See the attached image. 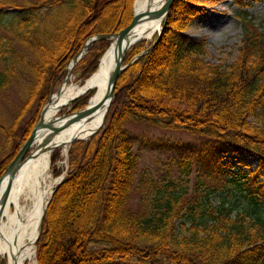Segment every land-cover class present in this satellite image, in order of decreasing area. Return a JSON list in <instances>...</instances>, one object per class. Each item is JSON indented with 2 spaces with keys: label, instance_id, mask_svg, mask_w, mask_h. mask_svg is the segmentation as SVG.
Here are the masks:
<instances>
[{
  "label": "trees",
  "instance_id": "obj_1",
  "mask_svg": "<svg viewBox=\"0 0 264 264\" xmlns=\"http://www.w3.org/2000/svg\"><path fill=\"white\" fill-rule=\"evenodd\" d=\"M133 1L0 0V92L27 77L19 112L0 126L6 136L0 177L71 59L89 37L126 27ZM198 1L174 0L161 34L128 49L123 63L154 43L118 75L101 130L68 147L64 180L44 212L37 264H264V17L256 22L242 12L235 60L210 64L202 58L203 44L186 43L184 34ZM108 44L99 39L83 52L72 69L81 83L97 70ZM91 95L87 91L59 113L84 108ZM38 100L18 140L12 131ZM250 116L258 122L251 124ZM128 121L214 140L213 162L239 150L256 155L255 172L242 180L221 177L220 187L235 184L245 204L238 209L225 199L213 204L208 195L216 188L204 182L190 191L186 160L178 163L179 176L170 165L159 175L147 168L137 172ZM10 142L16 143L13 154L7 151ZM57 159L53 153L54 176L65 170Z\"/></svg>",
  "mask_w": 264,
  "mask_h": 264
},
{
  "label": "rangeland",
  "instance_id": "obj_2",
  "mask_svg": "<svg viewBox=\"0 0 264 264\" xmlns=\"http://www.w3.org/2000/svg\"><path fill=\"white\" fill-rule=\"evenodd\" d=\"M197 10V15L192 18L189 26L184 31L187 38L186 43H202L204 47L202 58L206 63L229 64L235 60L237 48L240 43V15L246 11L255 18L256 22H260L264 17V0H200L197 3ZM8 12L12 13L15 10H8ZM111 39H108L109 43ZM150 41L151 39L147 42ZM14 45L19 49L16 44ZM100 58L98 59V64ZM84 81L81 83L77 74L71 72L67 84L82 85ZM26 82L27 77L23 75L19 76L17 81L8 89L0 92V126H8L14 116L19 112L23 103ZM63 84L64 82H61L51 94L58 92V87ZM49 100L50 98H48L44 105H47ZM38 104L39 100L35 101L20 117L16 127L13 129L12 135L16 136L18 140L23 127L34 117ZM257 120L258 117H249L251 124L257 123ZM125 126L131 137L133 150L139 156L137 172L143 168H147L159 175L170 165L173 174L179 176L182 173L178 163L186 160L190 163V173L188 175L190 191L193 190L197 182H204L206 186L213 185L216 188L208 195L210 202L213 204H218L222 199L227 200L229 204H236L235 207L237 209L245 204L235 184L230 183L225 187H220L221 177L224 176L227 180H230L231 176L229 174H234L239 176V180H242L243 175H249L255 172L259 166V159L256 155L239 150L235 153L221 154L218 162H213L211 161V155L214 147H216L214 140L190 135L184 131L160 129L142 122L128 121L125 123ZM5 138L6 136H4L0 129V145L5 141ZM15 146V142H10L7 149L8 153L13 154ZM30 150L32 151L33 149L30 148ZM53 153H57L58 155L57 167L64 166L66 170L67 153L61 155L60 148L53 150ZM213 155H216L215 152ZM51 163L50 161V174L54 180L61 178V175H65L64 172L59 176H54L53 164L51 165ZM210 170L212 173L210 176H207ZM257 180L259 181L261 178L258 177ZM136 197L135 192L131 194L133 201H135ZM261 209L264 211V202ZM176 225L179 226L178 221ZM2 262L6 264L5 260H2ZM34 264H37L36 258Z\"/></svg>",
  "mask_w": 264,
  "mask_h": 264
},
{
  "label": "bare ground",
  "instance_id": "obj_3",
  "mask_svg": "<svg viewBox=\"0 0 264 264\" xmlns=\"http://www.w3.org/2000/svg\"><path fill=\"white\" fill-rule=\"evenodd\" d=\"M164 0H135L134 13L141 16L131 28L128 37L118 40L112 37L109 46L99 60L96 72L82 85L61 86L51 95L42 114V123L53 120L62 105L70 99L92 91L87 108L96 106L107 92L111 75L121 48L127 42L138 39L149 41L162 26L161 18H150L149 12L161 7ZM140 40V41H141ZM70 67V64L68 65ZM104 108L101 107L90 118L71 117L61 119L57 126L43 133H36L31 144L32 151L22 161L13 179L4 207L0 212V258L6 264H34L35 239L41 216L50 194L60 180L50 174L52 151L60 148V154L67 153L69 141L73 138L88 139L99 131L103 123ZM42 124L37 127L41 128ZM59 145V146H58ZM7 177L0 181V196L6 186Z\"/></svg>",
  "mask_w": 264,
  "mask_h": 264
},
{
  "label": "water",
  "instance_id": "obj_4",
  "mask_svg": "<svg viewBox=\"0 0 264 264\" xmlns=\"http://www.w3.org/2000/svg\"><path fill=\"white\" fill-rule=\"evenodd\" d=\"M174 0H164L163 4L161 5V7L157 10H154L152 12H149L148 13V16L150 18H161V22H163V20L166 18L167 14H168V11L172 5ZM141 18L140 15L138 14H135L134 13V8H133V16H132V19L130 21V23L124 27L123 29H121L120 31L116 32V33H113V34H96L94 36H91L89 37L82 49L71 59V61L69 62L70 64V67L67 65V74L65 76V78L63 79L62 82H67L68 80V77L71 75V72H72V69L74 67V65L77 63V61L81 58L83 52L85 51V49L91 45L93 42L99 40V39H111L112 37H116L118 40H122L124 37H128L129 35V32L131 30V28L137 23V21ZM162 32V26H160V30L157 32V35L159 36ZM141 39H138L134 42H127L125 45L122 46L121 48V52H120V56L117 58L116 60V63H115V66H114V69H113V72H112V75H111V81H110V86L107 90V92L105 93V95L103 96V98L101 99V101L96 105L94 106L93 108H87V105L82 108V109H79V110H75V111H70V112H64V113H60V114H57V116L54 117L53 120H50L49 122L47 123H42V114H43V111H44V108H45V105L42 107L41 109V112H40V115H39V118L36 122V124L34 125V127L32 128L29 136L27 137V139L24 141V143L22 144V146L19 148L18 152L16 153V155L13 157V159L11 160V162L8 164V166L5 168L3 174L1 175L0 177V181L3 177H7V183H6V186L0 196V212L2 211L3 207H4V204H5V201H6V198L9 194V191H10V188H11V185H12V182H13V179L15 177V174L18 170V168L20 167L22 161L26 158V156L29 154L30 152V148H31V144L34 140V137L36 135V133L39 131V134L43 133L44 131L48 130V129H53L55 128L58 124V122L65 118V117H71V119L73 120H77L81 117H85V118H90L96 111H98L101 107L104 108V116H103V123H102V126L101 128L103 127L104 125V122H105V118H106V114L108 112V109L110 107V104L114 98V95H115V86H116V80H117V77L118 75L130 64L134 61V59L139 56V55H142L146 52H148L152 46L154 45V43L147 49L143 50L142 52H140L137 56L133 57V59H131L128 63H123L124 62V58L126 56V53L128 51V49L135 43L139 42ZM61 86V85H60ZM60 86L58 87L57 91L59 90ZM52 94L49 95V98ZM82 95V94H81ZM81 95H78L72 99H70L68 102H66L64 105L62 106H65V105H68L70 103H72L74 100L78 99ZM89 102V100H88ZM42 124L41 128H39V130H37V127ZM100 128V129H101ZM99 129V130H100ZM98 132V131H97ZM97 132H94L91 134L94 135L96 134ZM86 139H81V138H73L69 141V146L74 143L75 141H84ZM59 146V145H58ZM60 180L56 183V185L54 186L51 194H50V197L49 199L47 200L46 202V205H45V208H44V211L42 213V216H41V221H40V225H39V230H38V234L36 236V239H35V246H36V243H37V240L39 238V235H40V231L42 229V224H43V218H44V212L46 210V207L50 201V198L54 192V190L60 185V183L64 180V176L61 175L60 176ZM0 264H2V260L0 258Z\"/></svg>",
  "mask_w": 264,
  "mask_h": 264
}]
</instances>
